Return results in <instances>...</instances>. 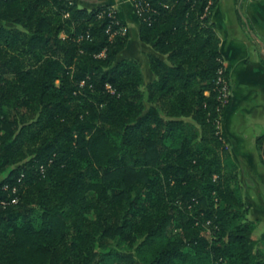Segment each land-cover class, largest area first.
<instances>
[{"label":"trees","instance_id":"16d2710c","mask_svg":"<svg viewBox=\"0 0 264 264\" xmlns=\"http://www.w3.org/2000/svg\"><path fill=\"white\" fill-rule=\"evenodd\" d=\"M148 1L146 83L107 6L0 0V264H264L221 131L218 0Z\"/></svg>","mask_w":264,"mask_h":264},{"label":"crops","instance_id":"0c3cea01","mask_svg":"<svg viewBox=\"0 0 264 264\" xmlns=\"http://www.w3.org/2000/svg\"><path fill=\"white\" fill-rule=\"evenodd\" d=\"M72 1L89 9L116 8L127 24L129 42L132 33L139 39L140 21L131 0ZM211 21L221 40L224 65L231 82L221 131L239 167L244 196L251 206L249 217L257 221V233L260 230L264 233V158L257 144V138L264 135V0H218ZM140 43L135 45V55L121 57L141 60L140 55L149 48Z\"/></svg>","mask_w":264,"mask_h":264},{"label":"built area","instance_id":"2783aa9c","mask_svg":"<svg viewBox=\"0 0 264 264\" xmlns=\"http://www.w3.org/2000/svg\"><path fill=\"white\" fill-rule=\"evenodd\" d=\"M131 1H132V6L134 9V12L138 18H142L144 16V13L147 10H150V3L148 0H131ZM208 9L209 8L207 7V11H208ZM106 11L108 12V16L112 17L114 22L118 24L120 21V18H119V16L117 17L118 12H117L116 8L108 7V9ZM120 31H122V33L127 32L128 31L127 26H122L120 28ZM219 80L224 83V85L221 89V92H222L221 99L223 100V102L226 103L228 101V97L230 95V87L228 86V84L225 81L222 80V77H220ZM108 87H110V86H108ZM15 201L16 200H13V202H15Z\"/></svg>","mask_w":264,"mask_h":264},{"label":"rangeland","instance_id":"374dc122","mask_svg":"<svg viewBox=\"0 0 264 264\" xmlns=\"http://www.w3.org/2000/svg\"><path fill=\"white\" fill-rule=\"evenodd\" d=\"M134 35L135 34L132 33L129 45L122 52L121 55L129 56V55H132V53L135 55V51H136L135 50V45H138V44H141V43H140L138 37H136ZM142 46H144V45H142ZM147 47L149 48V50H147L146 48L144 50L145 51L147 50V52H149L151 50V47L149 45ZM147 52H142V55H140V57H139L142 60V68H143V72H144V75H145L146 83H148L151 79L154 78V74H153V72L151 71V69L149 67L148 58H147V55H146ZM141 60H139V61L141 62ZM257 232H258V230L255 231V235H256L255 237L256 238H260V235L262 234L261 230L259 231V233H257ZM260 248L264 249V244L261 243L260 244Z\"/></svg>","mask_w":264,"mask_h":264}]
</instances>
